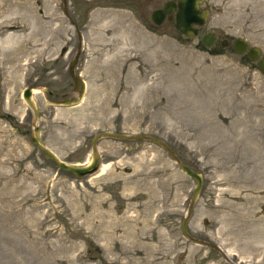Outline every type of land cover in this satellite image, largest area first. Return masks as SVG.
I'll return each mask as SVG.
<instances>
[{
	"label": "rangeland",
	"instance_id": "rangeland-1",
	"mask_svg": "<svg viewBox=\"0 0 264 264\" xmlns=\"http://www.w3.org/2000/svg\"><path fill=\"white\" fill-rule=\"evenodd\" d=\"M166 0H0V264H264V0H204L197 36L154 25ZM215 33L206 48L205 33ZM226 41V45H222ZM78 45L80 47H78ZM55 107L45 97L77 95ZM32 98L35 119L22 97ZM75 165L76 177L32 140ZM153 136L203 175L195 180Z\"/></svg>",
	"mask_w": 264,
	"mask_h": 264
},
{
	"label": "water",
	"instance_id": "water-1",
	"mask_svg": "<svg viewBox=\"0 0 264 264\" xmlns=\"http://www.w3.org/2000/svg\"><path fill=\"white\" fill-rule=\"evenodd\" d=\"M65 1V0H64ZM203 2V0H177V2L168 1L164 4L163 9L155 10L152 13V20L155 24H161L163 20L165 19V16L168 15L169 19H171L172 13L175 12V24L178 28V30L186 37L189 36H196L200 28L205 24V21L207 19V16L209 14L208 10L201 9L200 4ZM176 7V9H175ZM215 40V34L214 33H207L203 35L202 37V43L204 47L208 48L212 45V43ZM222 45H226V41H222ZM78 47H80L78 45ZM232 48L234 52L238 55L246 54L248 59L251 61L257 62V68L261 73L264 74V57H261V50L260 48L256 46H251L249 41H247L244 38L236 37L232 41ZM77 61V58L74 59V61L71 64L70 68V74L74 80V87L77 89V95L66 98L63 100H53L49 97H45L46 101L50 103L51 105L55 107H73L80 104V102L83 100V97L86 92V83L84 80L80 78V76L74 73V65ZM37 90L42 91L43 93H46L49 96H52L53 92L46 88V87H39ZM34 92V89L32 87H27L22 92V97L26 101V103L30 106L32 109L34 118L36 119L38 117V108L35 103V101L32 98V94ZM101 136L104 137H113L118 139H149L150 141L160 145L163 149L167 151V153L171 156V158L177 163L179 168L186 173L189 177L193 178L195 180V188L193 190L191 199H190V205L189 209L187 211V215L183 218L182 221V232L183 234L191 239L196 241L197 243H205L203 241H200L198 239L193 238L190 236L187 232V223L189 219V214L191 213L193 202L195 201V198L197 197L201 186L203 182V175L199 172L194 171L189 166L184 164L171 150V148L165 144L162 140L153 137V136H143L139 135L136 137H129L126 135H116V134H110V133H103ZM31 140L42 150L45 151V157L49 160H52L56 166L64 171H67L76 177H82L85 175L93 174L98 169V158L99 154L97 153L95 149V140H97V137L92 142L93 150L91 153V161H89L87 164L84 165H75L67 163L60 158H58L55 153L48 150L44 147V145L41 143L39 139V127L36 124H33V135L31 136Z\"/></svg>",
	"mask_w": 264,
	"mask_h": 264
},
{
	"label": "flooded vegetation",
	"instance_id": "flooded-vegetation-1",
	"mask_svg": "<svg viewBox=\"0 0 264 264\" xmlns=\"http://www.w3.org/2000/svg\"><path fill=\"white\" fill-rule=\"evenodd\" d=\"M141 1V0H140ZM168 1H173V2H177V0H166L163 4H162V6H160V7H158V8H156L155 10H158V9H163V7H164V4L166 3V2H168ZM204 1V0H203ZM203 3V2H202ZM175 9H176V7H175ZM203 9V8H202ZM155 10H153L152 12H151V15H150V17H151V21L153 22V24L154 25H161L163 22H165L166 20H174V22H175V17H174V15H175V12H173L172 13V18L171 19H169V17H168V15H166L165 16V19L163 20V22L161 23V24H155L154 23V21L152 20V13L155 11ZM205 10H207V9H205ZM209 11V10H208ZM208 16H209V14H208ZM208 16H207V19H208ZM207 19H206V21H207ZM206 21H205V23H206Z\"/></svg>",
	"mask_w": 264,
	"mask_h": 264
},
{
	"label": "bare ground",
	"instance_id": "bare-ground-1",
	"mask_svg": "<svg viewBox=\"0 0 264 264\" xmlns=\"http://www.w3.org/2000/svg\"><path fill=\"white\" fill-rule=\"evenodd\" d=\"M35 91H38V90H34V92H35Z\"/></svg>",
	"mask_w": 264,
	"mask_h": 264
}]
</instances>
